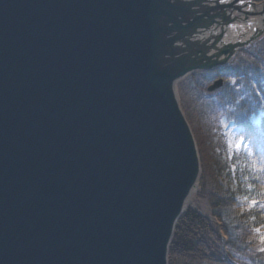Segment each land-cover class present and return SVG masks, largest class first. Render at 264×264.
I'll return each mask as SVG.
<instances>
[{
    "label": "water",
    "instance_id": "95a60500",
    "mask_svg": "<svg viewBox=\"0 0 264 264\" xmlns=\"http://www.w3.org/2000/svg\"><path fill=\"white\" fill-rule=\"evenodd\" d=\"M263 38L264 0H0V264H168L189 208L221 235L177 86Z\"/></svg>",
    "mask_w": 264,
    "mask_h": 264
},
{
    "label": "trees",
    "instance_id": "16d2710c",
    "mask_svg": "<svg viewBox=\"0 0 264 264\" xmlns=\"http://www.w3.org/2000/svg\"><path fill=\"white\" fill-rule=\"evenodd\" d=\"M217 77L224 86L207 94V84ZM182 84L190 87L179 88L180 100L201 160L196 199L206 201L221 224L230 261L221 236L188 209L175 227L168 264H264V40L229 67L195 74ZM223 123L236 128L247 146L231 160L224 153Z\"/></svg>",
    "mask_w": 264,
    "mask_h": 264
},
{
    "label": "rangeland",
    "instance_id": "374dc122",
    "mask_svg": "<svg viewBox=\"0 0 264 264\" xmlns=\"http://www.w3.org/2000/svg\"><path fill=\"white\" fill-rule=\"evenodd\" d=\"M216 80L217 78L211 80L209 82V85H212ZM181 86H182V90L184 89L186 91L190 89V87L186 84L183 85L181 83L179 85V88H181ZM179 95H180V90H179ZM255 121L257 120L255 119ZM237 133L238 131L231 124H226V123L222 124V134L224 136V141H225V156H227L229 160L232 158L234 150L245 149L244 143L237 137ZM227 182L228 180L224 179L222 181V184L226 186ZM192 203L195 204V206L197 207L203 208L206 206V203L203 200L192 199Z\"/></svg>",
    "mask_w": 264,
    "mask_h": 264
}]
</instances>
